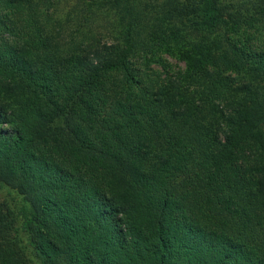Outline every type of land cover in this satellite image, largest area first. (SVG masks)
Segmentation results:
<instances>
[{"label":"trees","instance_id":"obj_1","mask_svg":"<svg viewBox=\"0 0 264 264\" xmlns=\"http://www.w3.org/2000/svg\"><path fill=\"white\" fill-rule=\"evenodd\" d=\"M0 184V264H264V0H0Z\"/></svg>","mask_w":264,"mask_h":264},{"label":"rangeland","instance_id":"obj_2","mask_svg":"<svg viewBox=\"0 0 264 264\" xmlns=\"http://www.w3.org/2000/svg\"><path fill=\"white\" fill-rule=\"evenodd\" d=\"M67 6L68 5L66 4L60 5L58 8V15H65L66 13H68V11H72V9L67 10L68 9ZM103 14L91 16L90 20L88 21L89 22L88 24H89V27L94 30L93 32L95 33L101 32V33H104L105 35H108L107 29H110L112 27V23L116 22V20L118 19L119 13L115 11L114 14L112 13L110 14V16H106ZM165 57L169 60V62L174 66L175 69H178L179 66L181 67L185 66L184 62H181L177 60L176 58H173L167 54L165 55ZM153 67H160V66L157 64H154ZM158 69H161V68H158ZM0 195H1L0 198L3 201L9 202L14 209L19 211L20 224L22 225L23 223L24 225L25 220L30 215V207L26 203V201L23 199L22 195L16 189L10 186H7V185H3V184H0ZM26 236L27 235L23 236L25 242L27 241ZM33 258H34L33 260L38 261V264H41L39 259H37L35 256H33Z\"/></svg>","mask_w":264,"mask_h":264}]
</instances>
